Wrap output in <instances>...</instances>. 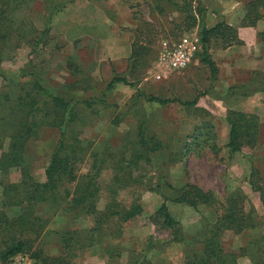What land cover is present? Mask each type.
<instances>
[{"label": "rangeland", "instance_id": "rangeland-1", "mask_svg": "<svg viewBox=\"0 0 264 264\" xmlns=\"http://www.w3.org/2000/svg\"><path fill=\"white\" fill-rule=\"evenodd\" d=\"M7 1L0 0V251L20 229L4 222L2 213L12 219L27 206L24 237L44 255H63L66 264H185L203 249L219 215L228 212V199L235 197L242 224L219 233L221 249L235 264H263L264 91L244 90L264 86V43L240 51L225 46L222 37L212 38L215 78L202 49L184 70L158 63L162 41L193 30L201 37L200 15L211 26L241 9L239 22L249 0H127L129 17L137 22L131 27L124 18L119 28L118 19L111 21L109 0H14L13 9L4 12ZM185 2L200 14L196 23L178 11ZM226 49L244 60L248 56L253 66L259 61L257 67L252 70L251 62L226 67ZM117 75L128 81L109 88ZM52 95L72 103L59 107ZM148 96L172 101L161 104ZM197 97L211 110L184 103ZM32 108L45 123L26 139L23 124ZM233 120L242 131V149L235 152L227 145ZM142 134L147 145L140 143ZM57 148L76 149L77 178L65 182L71 194L97 165L90 188L97 209L112 201L125 207L140 203L143 215L123 227L112 217L95 231L88 202L78 212L53 201L12 204L10 184H19L24 173L44 182ZM189 182L211 191L218 202L195 208L174 201L178 188ZM164 196L181 222L182 240L152 218ZM37 217L44 221L42 230ZM72 232L77 240L65 247ZM21 257L37 264L29 251L8 264ZM0 264L7 263L0 258Z\"/></svg>", "mask_w": 264, "mask_h": 264}, {"label": "trees", "instance_id": "trees-1", "mask_svg": "<svg viewBox=\"0 0 264 264\" xmlns=\"http://www.w3.org/2000/svg\"><path fill=\"white\" fill-rule=\"evenodd\" d=\"M12 2H14V0H8L6 2L7 6L4 12L13 9L14 6H12ZM245 8L247 9V12H245V15L243 17V26H257L260 21L264 22V0H249L245 4ZM177 9L178 11H182L186 14V19L193 18L195 20V23L197 21L198 15H200L199 13H196L187 2L178 5ZM198 26L200 27L199 34L201 36V49L203 50L202 59L210 66L212 76L213 78H215L217 75V66L209 57V45L211 43V39L216 36L222 37V41L225 46H231L234 43L242 44L243 40L239 37L237 28L233 25H230L226 20H221L211 26H208L205 23L204 17L200 15ZM259 37L261 39H264V28L259 31ZM0 75H2L1 69ZM120 81L127 82L128 80L125 76H114L108 87L112 88L115 83ZM39 89L44 91V88L40 85ZM231 89H234V86L229 87V91ZM258 91H264V86H258L251 92H247L244 90V93L252 94ZM51 97L53 99L51 101L59 107H67L72 103V100H65L61 96L52 95ZM148 98L150 101H157L161 104L172 101L170 99H161L156 96H148ZM198 98L199 97L184 103L188 105H196L198 102ZM81 102L88 106H91L93 104V101L89 100H83ZM35 111L36 110L32 108L27 112V118L23 124V128L27 132L25 137L26 139L29 138L30 133L33 132L34 129L40 125V123H45V121L37 117ZM53 123L54 125H59V123L57 122ZM240 129L241 126L238 125V122L236 120H233L231 122L229 140L227 142V145L234 152L242 149V144L240 142L242 131L240 133ZM142 136L144 137L140 139V143L142 145H147L149 142L148 137L145 138V134H142ZM14 144H16V141L14 142ZM70 151L71 152H68L66 149L57 148L52 153L51 161L46 169V180L44 182L37 181L31 174L24 173L19 184H10L9 190L13 193L11 196V203L16 205L29 203L32 205L34 203H45L48 201H53L56 202L55 207L63 208V210H75L76 212H78L79 210L83 209L88 202L90 203L88 212L93 214L95 219V231L104 228L107 220L112 217L116 219L122 227L124 225H134L139 217L144 213V208L140 203H133L129 207H125L121 206L116 201H112V203L110 202L106 206L105 210L100 211L99 209H97L95 201L91 199L92 192L90 190L93 185L92 176H98L97 165L96 167L94 166V170L92 169L86 175H84V177L79 179L76 190L73 192V194H71L70 190L65 186V182L67 180H74L77 178L74 170V164L78 156L76 154L75 148L70 149ZM177 193L178 196L173 199L174 201L185 202L195 208H198L200 204H215V202H218L211 191H206L198 185L192 184L190 182L186 183L181 188H178ZM168 199L169 198L167 196H164L163 202L161 203L157 212L152 216V218L157 223H163V225L172 228L176 234H180V236H176V238H178L177 240H182V238H179L182 237L181 222L173 217L167 204ZM66 203H68V206L65 207L64 204ZM236 203L237 200L235 199V197H231L228 199V212H226L222 216L219 215L215 226H213L212 229L209 230L210 236L206 238L205 242H203V249L199 253L193 254L185 264H235V260L233 261L232 259L228 258L225 251L221 249V244L219 243V233H222V231L226 228H232V224H242L239 221V218H243L238 215V212L236 210ZM28 213L29 212H27V206L25 208L24 215H20L12 219L6 217V215L2 213L5 216L4 222L8 223L11 228L14 229L16 226L20 228L17 231L15 230L12 236L11 243H7L5 248L0 251V258L2 259V262H6L8 264L18 253L29 251L31 253V257L37 261V264H66L63 255H44L43 250H41L39 246L33 248V243H31L30 240L24 237V228L27 225L25 216H27ZM0 219H2L1 215ZM35 219L41 221L40 229L42 230L44 227L43 219L40 217H37ZM159 220H162V222H160ZM33 224H35V222ZM73 234L75 235V232H72V235L69 239H64L65 247H68L69 240H77L75 237H73Z\"/></svg>", "mask_w": 264, "mask_h": 264}, {"label": "crops", "instance_id": "crops-1", "mask_svg": "<svg viewBox=\"0 0 264 264\" xmlns=\"http://www.w3.org/2000/svg\"><path fill=\"white\" fill-rule=\"evenodd\" d=\"M115 1L116 0H113V1L109 0V2H108V3H110L112 5V6L110 5V8L114 7L112 11L111 10L109 11L110 18H113L111 21L114 23L115 19H118V28H119V26L124 25V22H125V21H123L124 18H125L124 20H128V22H129V24H127V25H130L131 27L136 25V22H137L136 18L132 17L130 19V17H129L130 13L128 12L129 5H127V3H126L127 0H117L118 1L117 3ZM236 3L238 4L240 2H236ZM240 8L241 7H238L237 9H240ZM124 9L126 10L125 13H124ZM239 11H235L234 10V11L230 12L231 13L229 15L230 18H229V20L227 22L230 25H233L234 27L237 28L238 35L243 40V43L242 44L234 43L231 46H229L228 48L232 47V48H234L236 50L237 49H239V50L241 49L242 50V49H245V48L250 49V50L252 48L259 49V47L262 45V43H264V39H261L259 37V31H261L262 28H264V25L263 24L261 25V23H258L257 26H243L242 22H243V17L244 16L241 18V20L239 22L237 21V19H238L237 17H238ZM212 13L214 15H217L214 12H212ZM223 13H227V12H223ZM123 16H125V17H123ZM218 21H221V20L218 19L216 22H218ZM224 54L226 56H228V58H230V60H228L226 62V65H227L226 67L236 68L237 66L238 67L244 66V65L247 64V62L249 63V62L252 61L251 59L248 58V56H246L247 58H245V60H244V59H241V56L239 54L230 55L229 49L224 50ZM248 55H250V54H248ZM244 61L246 63H243V64L240 63V62H244ZM254 62H255L254 66L252 65L253 64L252 62H251V64L249 63V66L251 67L252 70H255L252 67L256 68L259 61L255 60ZM262 63H264V62H262ZM203 101L205 102V100H203ZM203 101L198 98V102H197V104L195 106H202L204 108H207V109L211 110L210 106H208L207 104H203L204 103ZM162 202H163V200H162Z\"/></svg>", "mask_w": 264, "mask_h": 264}, {"label": "built area", "instance_id": "built-area-1", "mask_svg": "<svg viewBox=\"0 0 264 264\" xmlns=\"http://www.w3.org/2000/svg\"><path fill=\"white\" fill-rule=\"evenodd\" d=\"M201 47L197 31H190L176 41L164 40L160 45L158 63L169 71L184 70L193 62ZM161 77L162 74H157V78ZM12 264H25V259L21 257Z\"/></svg>", "mask_w": 264, "mask_h": 264}]
</instances>
